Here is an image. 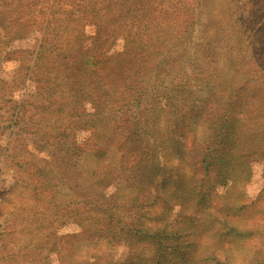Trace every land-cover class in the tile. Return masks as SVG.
<instances>
[{
    "label": "rangeland",
    "instance_id": "obj_1",
    "mask_svg": "<svg viewBox=\"0 0 264 264\" xmlns=\"http://www.w3.org/2000/svg\"><path fill=\"white\" fill-rule=\"evenodd\" d=\"M89 1L112 11V0H0V264H108L128 256L123 233L102 232L104 216L87 204L89 183L96 191L109 183L116 215L139 220L148 232L180 221L174 226L182 239L175 246L182 254L170 256L169 264H264V0H131L137 14L123 20L129 27L165 28L134 36L162 41L133 81L140 89L143 78L145 156L168 161L179 180L156 202L145 201L156 185L134 171L132 157L113 166L123 154H138L126 149L127 135L110 130L124 114L105 122L69 121L70 109H58L37 89L52 82L39 81L45 70L33 68L40 30L48 26L84 27L87 38L101 28L98 39L119 49L123 37L114 30L124 23L81 18ZM188 22L192 29L177 34ZM54 94L59 99L60 91ZM233 99L239 113L230 110L237 134L229 138L233 156L225 154L231 158L228 182L219 181L212 165L202 181L205 202L197 206L193 190L203 173L195 152L209 133L204 117L210 113L218 122ZM123 110L136 116L132 104ZM66 127L75 129L65 137ZM73 139L80 155L68 149ZM137 247L148 255L152 241Z\"/></svg>",
    "mask_w": 264,
    "mask_h": 264
},
{
    "label": "trees",
    "instance_id": "obj_2",
    "mask_svg": "<svg viewBox=\"0 0 264 264\" xmlns=\"http://www.w3.org/2000/svg\"><path fill=\"white\" fill-rule=\"evenodd\" d=\"M131 2V0H112V11L103 12L101 8L97 10L89 1L88 8L83 10L84 15L81 17L93 22L101 16L102 24H105V22L109 24L114 21L123 22V27L114 30L123 37L121 44H119V49H116V43L110 50V48H106L109 40L100 41L98 39L101 28H98V31L94 35L87 38V31L84 27L81 30L69 28L60 30L58 25L54 28L48 26L40 30V44L33 50V68L34 70H45L42 76L38 77L39 81L47 82L49 78L52 81L51 84L53 83L51 87H49L51 84L37 86L38 92L40 94L46 92L49 95L48 98L50 100L48 102L50 104L52 101H54L53 103H59L56 106L58 109H70L69 112H66L69 121L96 117L98 118V122H105L106 118L110 119L116 116L117 113L120 115L124 114L122 123H117L114 125V129L110 130L113 132V135L114 131L127 135V142L131 143V145L126 149L132 151L136 148L135 150L138 154L137 156H132L131 154L126 155L122 153V160H118L113 166L118 164V167H122V163L126 162L128 157H132L131 163L134 171L156 185V190L151 196L144 198L145 201L149 199L151 202H156L157 199L163 198L164 194H167V197H169V187L177 184L179 180L174 166H170L168 161L159 162L145 156L146 150L150 148L147 142H145L148 139L145 132L147 127L143 126L145 109L142 106L144 94L141 91H144V88L140 84L143 82V78H140V89H137L133 81L135 78L134 74L146 70L147 59L162 49V41L158 39L138 42L134 41V36L137 34L144 36L148 32L150 34V32H157L165 28L161 26L147 27L145 29L129 27L123 20H126V22L133 20L135 14H137L131 11ZM144 12L138 13L142 15ZM192 24L193 22H188V24L183 25L181 29L176 31L177 34H183L187 29L189 32L193 27ZM170 28L173 27L170 26ZM170 28L167 30L171 32ZM132 89L135 92L134 94ZM56 91H60L59 99H56L58 97L54 94ZM131 104L136 108L135 117L123 110L124 107H130ZM237 107V101L233 99L227 107H224L225 110L220 114V117L216 119L218 122H211V119H209L210 113L207 117H204L205 129L209 133L201 144L199 151L195 152L200 157L199 168L202 169L203 173V177L199 178L193 190L194 193L197 189L194 195L198 199L200 198L197 206L205 202L207 193L203 192L202 181L206 179V175L212 165L214 169L218 170V176L220 175L221 179L219 181L223 182L225 180L226 184L228 182L229 174L227 172L231 165V158L228 157L233 156L230 152L233 146L230 144L231 140L229 138H234L236 135L233 134H237L236 124L233 122V119L229 118L230 110L233 113H239L236 110ZM131 112L134 111L132 110ZM133 119H135L134 123ZM74 129V127H66L64 130L65 137L68 136V133L73 132ZM72 135L75 137L74 134ZM134 136L138 139L139 144L133 141ZM132 143L136 145L132 147ZM67 144L68 149H72L71 154L73 156L74 152L80 155V152L83 150L82 146L77 145L74 139L71 143ZM115 148H122L123 151L124 145L118 144ZM246 153L255 154L252 151ZM225 154L229 156H225ZM262 156L264 158V154ZM103 157L104 154L97 155L99 162ZM168 166L171 168L167 171L166 168ZM130 169L126 168L125 171H129ZM131 179L135 180V176H132ZM108 185L109 183L103 186V188H98L99 190L97 191L94 190V185L90 183L84 188V194L87 195V204L90 205V208H95L97 212L104 216L103 220L106 227L102 232L107 235L123 233V238L130 243L128 256L118 261L112 260L108 264H169L170 256L176 255L174 256L176 258L177 255L182 254V250L175 246V239H182L180 235L181 227L176 229L174 226L175 224H179L180 221L171 224L165 222L163 226L152 228L148 232L146 226L142 222H139V220L134 222H127L124 219L120 220V217L114 211L115 203L113 200L116 193L111 192L109 190L111 188ZM145 201L143 202L145 203ZM106 205L109 208L103 209V206ZM146 239H148V242L151 240L153 245V249L149 251L148 255L144 247H137L139 242L146 241ZM190 246L191 243L187 247H184V249L187 250Z\"/></svg>",
    "mask_w": 264,
    "mask_h": 264
}]
</instances>
